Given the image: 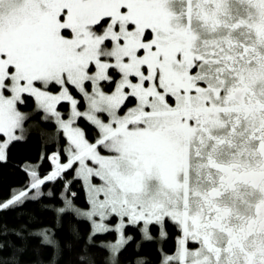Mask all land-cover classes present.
Returning <instances> with one entry per match:
<instances>
[{"label":"snow or ice","instance_id":"6c2138e0","mask_svg":"<svg viewBox=\"0 0 264 264\" xmlns=\"http://www.w3.org/2000/svg\"><path fill=\"white\" fill-rule=\"evenodd\" d=\"M34 129L58 147L20 166L29 179L0 211L38 202L53 223L21 213L27 222L0 225V237L38 238L59 264L82 238L75 226L56 237L74 213L91 222L78 264H95L90 247L118 264L129 225L140 226L137 249L157 243L159 264H264V0H0V163ZM109 232L114 243H94ZM5 248L0 264H20L26 244Z\"/></svg>","mask_w":264,"mask_h":264},{"label":"trees","instance_id":"16d2710c","mask_svg":"<svg viewBox=\"0 0 264 264\" xmlns=\"http://www.w3.org/2000/svg\"><path fill=\"white\" fill-rule=\"evenodd\" d=\"M33 107L34 105L30 102L27 107H23L21 110L28 112L31 111ZM65 107L67 106L65 105ZM39 120L40 116L36 115L30 123H36L39 122ZM40 128L55 134V128L52 124H41ZM38 131L39 129H34L33 134H31L25 141L14 143L9 150L8 161L6 163H0V201H5L9 198L10 189L21 187L25 181L29 179L26 173L21 170V165H24L25 162L36 164L40 161L42 153L50 155L57 149L58 145L55 139H52V137L49 136L41 138L36 134ZM51 170L52 166L50 161L44 159L38 170L39 173L43 176ZM49 187H51V185L44 186L42 191L46 192ZM62 191L63 184L59 181L56 182L54 192L56 194L55 204L57 207L63 206L60 198ZM71 191L76 193V197H69L73 199L75 206L84 209L90 207L86 199V189L83 187L82 182H74L71 185ZM64 195L67 196L68 193H64ZM51 199L52 198H41L43 203H49ZM21 213H35L44 226H51L53 223V214L51 212L41 211L38 202H28L23 205L22 209L0 211V225H7L10 229L19 228L20 225L26 223L28 219L27 215H21ZM40 226V224L28 225L31 229H36ZM73 226L78 228L82 238L78 243L74 242L71 250H64L62 258L59 260V264H78L77 257L81 252V247L86 243L87 237L91 232V222L87 219L76 217L74 213L71 215H65L63 217V227L56 232V237L61 243L72 239L69 235V229ZM139 227L140 226L134 228L129 225L125 228V235L131 236L133 239L119 253L118 264H135L138 257L145 258L146 264H159L161 254L158 251L157 243L155 241H144L139 249L136 248V242L141 240ZM150 230L155 235L158 228L157 226H150ZM168 231L172 234L174 233V228L169 225ZM116 238L117 233L115 232L100 233L94 236V243L97 245L107 244L115 241ZM0 240L10 241L16 246L26 244V251L20 257V264H34L38 259H42L45 264H47L53 251L50 247H41L39 239L34 237H29L26 241H22L15 235L9 234L0 237ZM172 246L173 241L171 239L164 244L166 251H171ZM10 253L11 249L5 248L0 252V258L7 259ZM89 254L94 258L95 264H104L105 257L108 256V252L99 247H90Z\"/></svg>","mask_w":264,"mask_h":264},{"label":"rangeland","instance_id":"374dc122","mask_svg":"<svg viewBox=\"0 0 264 264\" xmlns=\"http://www.w3.org/2000/svg\"><path fill=\"white\" fill-rule=\"evenodd\" d=\"M77 207V206H76ZM79 208V207H78ZM90 208V207H89ZM88 208V209H89ZM81 210H88V209H84V208H80ZM95 219H97L98 220V218H95ZM118 222V218H116V219H111L110 221H106L105 223H109V226L110 227H114V225L116 224ZM126 236V235H125ZM127 237V236H126ZM117 238H118V234H117ZM116 238V239H117ZM116 241V240H115ZM115 241H112L113 243L115 242Z\"/></svg>","mask_w":264,"mask_h":264}]
</instances>
